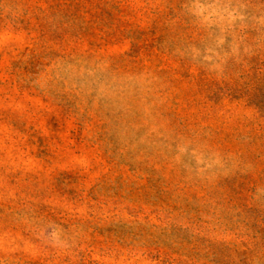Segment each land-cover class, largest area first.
I'll use <instances>...</instances> for the list:
<instances>
[{
  "label": "rangeland",
  "instance_id": "1",
  "mask_svg": "<svg viewBox=\"0 0 264 264\" xmlns=\"http://www.w3.org/2000/svg\"><path fill=\"white\" fill-rule=\"evenodd\" d=\"M0 264H264V0H0Z\"/></svg>",
  "mask_w": 264,
  "mask_h": 264
}]
</instances>
